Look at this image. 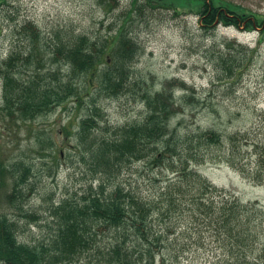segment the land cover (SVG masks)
I'll use <instances>...</instances> for the list:
<instances>
[{
	"label": "rangeland",
	"instance_id": "374dc122",
	"mask_svg": "<svg viewBox=\"0 0 264 264\" xmlns=\"http://www.w3.org/2000/svg\"><path fill=\"white\" fill-rule=\"evenodd\" d=\"M219 1V6L264 21V0ZM132 2L0 0V60L19 44L24 50L30 48L32 40L23 29L27 22L35 23L40 37L51 44L58 41V33L70 40L87 35L102 42L124 26L138 47L133 59L125 62L130 81L137 85L132 86L134 91L118 97L100 94L98 79L89 86L88 71L80 74L74 71L70 75L69 63L47 60L43 70H52L62 83L71 82L85 99L78 106L72 98L65 104H54L26 121L5 112L4 84L0 77V167L3 165L0 173L5 178L0 185V215L15 219L18 237L23 242L38 245L48 240L56 229L55 207L64 199L82 201L91 185L98 184L90 162L80 154L84 149L77 145L76 138L82 119L95 113L91 98L98 100L101 115H94L100 123L96 134L105 135L108 126L117 128L143 119L146 106L139 102V93L135 94L141 84L154 92L172 87L178 110L174 125L180 126L181 134L200 127L217 129L224 134L226 143L236 132L247 138L239 142L245 173L239 162L231 166L219 158L195 168L241 203L264 209V182L257 184L253 178L258 173L261 179L264 177V169L260 172L256 169L254 148L257 142L264 145L263 27L256 26L259 22L252 29L247 22L239 26L215 23L207 27L201 23L198 6L185 7L179 0H154L151 4L141 0L144 7L140 11L133 10ZM170 4L180 8L179 12L167 8ZM109 53L104 55L99 70L108 66L106 60L107 64H114ZM29 69L25 75L34 68ZM56 83L51 78L47 81V85ZM48 141H53L60 158L50 155ZM122 169L114 182L144 198L159 195L167 180L177 178L176 173L152 160H132L123 164ZM25 173L21 185L24 197L11 204L8 195L13 181ZM169 186V190L175 189V185ZM258 212L251 222L243 225L244 229L239 222L237 231H232V225L221 226L214 214L203 212L195 204L175 205L164 219L166 227L174 225L167 239L168 247L164 255L158 256L156 264H264V216ZM98 256L97 251L89 250L72 264H99Z\"/></svg>",
	"mask_w": 264,
	"mask_h": 264
},
{
	"label": "trees",
	"instance_id": "16d2710c",
	"mask_svg": "<svg viewBox=\"0 0 264 264\" xmlns=\"http://www.w3.org/2000/svg\"><path fill=\"white\" fill-rule=\"evenodd\" d=\"M152 1L146 0L150 4ZM179 1L185 7L196 9L198 6L201 23L204 22L207 27L215 23L239 26L241 22H247L252 29L259 22L256 26L263 27L261 39H264V21H258L257 17L251 19L246 12L238 13L232 8L219 6V0ZM159 4L162 5V2L159 1ZM132 5L133 10L138 11L144 7L141 0H133ZM167 8L176 12L180 9L172 4ZM23 29L27 38L32 40L30 48L24 50L19 44L16 50L0 61L5 112L10 117L16 116L24 121L35 119L52 105L65 104L71 98L76 106L82 104L85 98L78 88L71 82L62 83L52 70H43L47 60L69 63L72 66L70 75L74 71L79 74L88 71L89 86L98 79L99 92L104 96L118 97L135 90L132 86L137 84L130 81L131 75L126 73L125 62L133 59L138 47L135 38L124 26L111 39L102 42L87 35L70 40L58 33V41L53 44L40 37L35 23L27 22ZM107 53L112 55L114 64H107L106 60L108 66L99 70ZM30 67L34 69L25 75ZM50 78L57 81L55 86L47 85ZM138 87L135 94L139 93V102L146 106L143 119L117 128L107 125L108 134L105 135L96 134L100 123L94 115H101L97 109L98 100L91 98L95 113L82 119L76 138L77 145L84 149L80 154L83 159L87 158L86 162H90L98 184L91 185L82 201L64 199L55 207V232L38 245L21 241L15 219L7 214L0 215V264H72L89 250L97 251L99 264H156L158 256L164 255L168 247L167 239L174 225L171 223L166 227L164 219L169 217L175 205L195 204L203 212L214 214L221 226L227 224L230 228L232 225V231H237L239 222L240 228L244 229L243 225L251 222L257 211L264 216V209L241 203L235 195L213 185L195 168L208 161L216 162L219 158L231 166H237L236 162H239L241 171L245 173V158L241 155L239 142L247 138L236 132L229 136L226 143L224 134L217 129L200 127L181 134L178 132L180 126L174 125L178 110L172 87L166 86L161 92H154L146 84ZM256 144V169L260 172L264 169V145ZM48 146L52 150L50 155L56 159L61 157L53 141H48ZM132 160H152L176 173L177 178L167 180L159 195L144 198L114 182L123 170V164ZM1 167L0 172L3 171ZM25 175L13 181L8 195L11 204L24 197L21 185ZM253 178L257 184L264 182L260 173ZM4 179L0 173V185L5 183ZM170 183L175 185L173 191L169 190ZM234 236L237 237V233Z\"/></svg>",
	"mask_w": 264,
	"mask_h": 264
}]
</instances>
